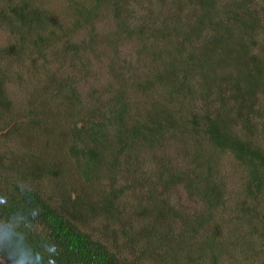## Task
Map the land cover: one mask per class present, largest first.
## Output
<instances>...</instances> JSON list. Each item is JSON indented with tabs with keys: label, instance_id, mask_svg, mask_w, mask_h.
<instances>
[{
	"label": "trees",
	"instance_id": "trees-1",
	"mask_svg": "<svg viewBox=\"0 0 264 264\" xmlns=\"http://www.w3.org/2000/svg\"><path fill=\"white\" fill-rule=\"evenodd\" d=\"M65 1L73 22L55 24L48 0H0L13 32L0 56L26 65L9 80L14 66L0 63L11 142L0 141V264H237L238 253L264 264V61L251 51L264 0ZM108 7L114 35L139 38L148 57L110 55L111 78L84 98L68 69L94 54ZM82 26L87 38L72 40ZM147 146L154 177L136 171ZM228 203L240 222L222 232L211 210Z\"/></svg>",
	"mask_w": 264,
	"mask_h": 264
},
{
	"label": "rangeland",
	"instance_id": "rangeland-1",
	"mask_svg": "<svg viewBox=\"0 0 264 264\" xmlns=\"http://www.w3.org/2000/svg\"><path fill=\"white\" fill-rule=\"evenodd\" d=\"M48 9L49 14L53 15V18L51 19L52 22L55 24H60L61 22L64 23H71L72 18L74 17L73 11L70 9L68 3H66L65 0H48ZM161 10V7L159 8ZM166 12L170 13L173 10L172 5L168 2L167 6H165L164 9ZM188 10V9H186ZM105 13L103 15H99L98 23H97V37L95 38L97 41V45L95 46L94 54L89 52H78L79 55H81L80 58H78L79 63L77 64V67L73 69H68V72L76 76V87L84 93L83 97L85 98V95L87 94V90L89 89H96L98 84L104 83L107 81V79L111 78L112 75V66L110 62V55L114 54L116 55V58L118 62L117 64H135L137 60L135 59L136 56H139V58H147V47L145 46V50L143 48V44L139 38H136L132 35V37L126 36V33L123 34L120 38H117L114 35V19L112 18V10L110 7H108L106 10H104ZM259 13L262 14V12L259 10ZM103 21H102V19ZM264 24V19H263ZM90 25V23L88 24ZM67 28V26H66ZM90 27H80L79 28H71V32L75 31L72 35V40L79 41L81 39H86L88 36V30ZM114 28V29H113ZM261 30H264V25L261 28ZM13 32L11 31V28L6 27L5 25H0V48L8 46L12 42ZM257 37V38H256ZM256 39H259V43L257 45L251 46V51L254 53L257 59L264 61V36L261 35L259 32V35L256 36ZM61 38V37H60ZM66 39V38H65ZM60 39V47L67 46L68 44L67 39ZM98 46V47H97ZM58 47L55 49L54 47L50 49L51 53L50 55L53 58L58 59L56 62L59 64H62V62H65V64H68V60L63 57V54H59L62 52V49ZM188 50H190V47H187ZM68 51H71V49H66ZM142 50V51H141ZM113 55V57H114ZM30 59L32 60L35 55L34 52L29 53ZM60 59V60H59ZM0 63L4 66H10L13 67L6 77L9 80L12 79V74L14 75V70H22L23 72L26 70V65L22 62V60L15 61L11 57H7V55L0 56ZM40 62H35V66L38 67V64ZM7 67V68H8ZM51 69L58 73V75H63L61 70L58 69V65L53 63L51 65ZM14 85V84H13ZM86 93V94H85ZM20 89L17 87L16 92L13 94L14 97V104H16L17 107L24 106L23 105V99L21 97ZM19 110V108H17ZM0 141L4 143L10 142L7 139H1ZM11 143V142H10ZM2 144L0 143V146ZM22 147V145H21ZM18 148H20V143L18 144ZM151 150L149 146L146 148H142L141 150V160H138V170L137 173L141 175H146L149 177L156 176L155 173L152 170V166L146 162V158L143 159L145 156V153L147 150ZM222 170V169H221ZM222 173L228 177L229 181V190L231 189H237L238 184L240 183L239 180V173L236 169L235 162L233 159H228L225 162V166L222 170ZM165 178H162V181ZM161 183V178L158 181ZM237 183V186H236ZM162 184V183H161ZM181 184L177 186V181L175 183L174 188L170 187L168 192L172 194L173 197H176L178 195V190ZM181 191V190H180ZM183 195L179 196V199H183ZM224 209L222 207H218L217 209H212L211 214L216 219L217 223L222 225V232H227L232 229L238 228V224L240 220L236 217L235 213L231 209L230 204H227L225 214L222 212ZM209 217V214L207 215ZM220 229V228H219ZM226 229V230H225ZM221 230V229H220ZM236 231V230H235ZM233 238V237H232ZM123 252L120 254L126 255L129 252L126 251V249H122ZM232 256L228 260V264L231 262ZM207 264V259L205 260ZM237 264H260L259 259H251L247 254L245 253H238L237 255Z\"/></svg>",
	"mask_w": 264,
	"mask_h": 264
}]
</instances>
